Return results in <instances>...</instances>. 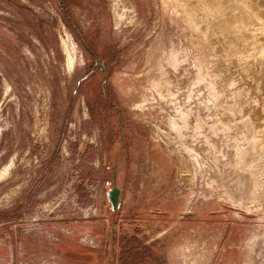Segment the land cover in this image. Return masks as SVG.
I'll return each mask as SVG.
<instances>
[{"label":"rangeland","instance_id":"rangeland-1","mask_svg":"<svg viewBox=\"0 0 264 264\" xmlns=\"http://www.w3.org/2000/svg\"><path fill=\"white\" fill-rule=\"evenodd\" d=\"M63 2L0 0V264H264V0Z\"/></svg>","mask_w":264,"mask_h":264},{"label":"trees","instance_id":"trees-1","mask_svg":"<svg viewBox=\"0 0 264 264\" xmlns=\"http://www.w3.org/2000/svg\"><path fill=\"white\" fill-rule=\"evenodd\" d=\"M65 1H66V3H67V0H64V2L63 3H61L63 6H65L66 8H68V5H65Z\"/></svg>","mask_w":264,"mask_h":264},{"label":"water","instance_id":"water-1","mask_svg":"<svg viewBox=\"0 0 264 264\" xmlns=\"http://www.w3.org/2000/svg\"><path fill=\"white\" fill-rule=\"evenodd\" d=\"M101 69H104L103 67H101Z\"/></svg>","mask_w":264,"mask_h":264}]
</instances>
